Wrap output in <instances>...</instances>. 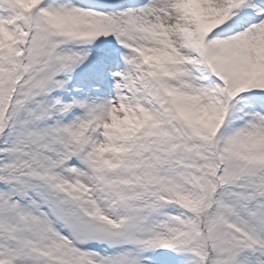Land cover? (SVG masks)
Masks as SVG:
<instances>
[{"label": "snow or ice", "instance_id": "1", "mask_svg": "<svg viewBox=\"0 0 264 264\" xmlns=\"http://www.w3.org/2000/svg\"><path fill=\"white\" fill-rule=\"evenodd\" d=\"M0 264H264V0H0Z\"/></svg>", "mask_w": 264, "mask_h": 264}]
</instances>
